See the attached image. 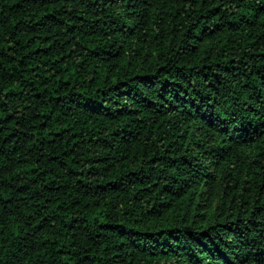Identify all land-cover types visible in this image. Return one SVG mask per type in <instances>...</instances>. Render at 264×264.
<instances>
[{
  "label": "trees",
  "instance_id": "1",
  "mask_svg": "<svg viewBox=\"0 0 264 264\" xmlns=\"http://www.w3.org/2000/svg\"><path fill=\"white\" fill-rule=\"evenodd\" d=\"M0 264H264V0H0Z\"/></svg>",
  "mask_w": 264,
  "mask_h": 264
}]
</instances>
